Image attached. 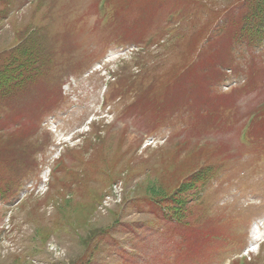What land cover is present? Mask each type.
Instances as JSON below:
<instances>
[{"label":"rangeland","instance_id":"obj_1","mask_svg":"<svg viewBox=\"0 0 264 264\" xmlns=\"http://www.w3.org/2000/svg\"><path fill=\"white\" fill-rule=\"evenodd\" d=\"M95 1L41 0L39 5L37 0H7L10 12L0 14V26H6V30L0 31V49L16 43L14 32L18 29L34 25L45 28L44 43L52 52L47 59L55 71L56 84L55 88L38 92L28 109L34 124L40 123L39 141L46 136L47 145L54 144L55 137L48 131L54 125L60 129L57 136L63 138H70V132L79 127L82 132H89L87 137L101 127L109 135V143H96L85 156L80 154L85 163L76 169L95 163L102 178L92 184L69 185L66 191L62 185L68 186L67 173L58 180L49 175L48 169L56 160L53 156L36 155L44 165L40 167V174L34 171L31 174V157L37 153L30 146L33 135L17 130L11 134L6 132L5 124L9 123L11 112L0 113V158L8 185L5 201L0 200V264H168L170 260L171 264H229L241 257L243 248L251 243L247 239L248 224L257 218L264 221V35L249 41L247 47L245 43L234 45L222 56L215 52L209 59L190 62L195 58L180 57L179 52L170 55L178 34L170 43L173 48L151 62L153 68L148 66L157 72L152 89L165 76L178 75L187 65L193 67L169 86L170 95L180 86L183 92L170 97L152 93L139 100L138 106L126 108L108 101L113 96L107 94L111 92L110 86L115 85L111 73L118 76L119 58L130 63L131 51L136 49L114 47L113 38L105 36L108 32L95 27L96 14L104 15L102 7L94 8ZM1 6L0 12L4 9ZM196 10L198 14L189 15L181 24L185 30L179 40L192 28L207 24L209 31L216 27L211 11ZM196 10L193 8V12ZM160 12L162 9H156L148 19L147 30L149 27L152 33L163 25ZM222 32L213 31L214 36ZM227 45L225 40L224 47ZM175 48L183 49L177 45ZM216 63L214 74L210 67ZM219 67L232 72H224ZM130 71L135 72L122 67L123 75ZM138 76L140 82L132 84L130 90L136 91L144 83L141 79L146 75L141 71ZM60 83L64 84L60 91L62 98L56 95ZM204 94L219 97L223 94L213 115L188 104L186 121L179 124L175 119L170 126L171 133H180L182 138L168 141L163 151L140 149L143 155H135L140 151H136V144H131V140L143 133V125L153 122L158 115H173L179 99L201 98ZM253 113L261 115L253 120L248 132L250 146L242 145L240 127ZM211 116H215V122L208 120ZM126 117V120L118 119ZM211 124L214 125L211 127ZM21 131L26 133L24 128ZM124 134L129 138L125 141L127 146L122 147ZM204 139L211 147L215 146L218 156L227 159L210 178L202 200L191 205L195 213L191 218H201L200 223H192L189 229L172 228L167 232V223L158 226L152 218L156 224L152 230L154 226L148 219L152 215L149 214L152 202L147 196L159 198L173 193L181 179L196 167L200 168L209 152L206 149L202 153L197 148L199 140ZM183 140L186 145L182 152L171 148ZM34 142L38 147L40 143ZM78 150L63 147L67 163L71 162L69 156L75 157ZM45 179L52 182L49 191L48 182L42 181ZM157 216L160 218V213ZM213 231L214 262L210 258L211 247L204 245V239L198 249L192 246L194 239L209 241ZM182 233L185 234L174 249V242H178ZM98 234L101 236L95 239L96 248L89 249L90 239ZM172 234L177 235L176 240L169 239ZM244 234L246 240L242 239ZM250 258L251 264H264V243Z\"/></svg>","mask_w":264,"mask_h":264},{"label":"trees","instance_id":"obj_2","mask_svg":"<svg viewBox=\"0 0 264 264\" xmlns=\"http://www.w3.org/2000/svg\"><path fill=\"white\" fill-rule=\"evenodd\" d=\"M257 9L260 14L264 11L261 9L260 5L257 6ZM249 19V17L244 19L243 26L247 23V21H249ZM26 41L27 43H30V39H27ZM218 44L219 41L215 44V46ZM25 47L26 46H23V48H19L14 51L6 60V64L0 67V94L1 92H8L17 86H26L30 80L33 79L34 69L37 65L36 61L31 57L33 55L31 49ZM36 54H42L41 50H39ZM153 198H155V195Z\"/></svg>","mask_w":264,"mask_h":264}]
</instances>
